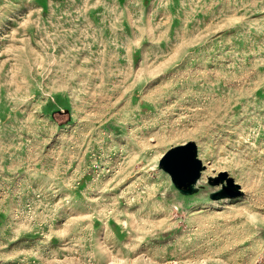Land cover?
Here are the masks:
<instances>
[{
  "label": "rangeland",
  "instance_id": "obj_1",
  "mask_svg": "<svg viewBox=\"0 0 264 264\" xmlns=\"http://www.w3.org/2000/svg\"><path fill=\"white\" fill-rule=\"evenodd\" d=\"M0 264H264V0H0Z\"/></svg>",
  "mask_w": 264,
  "mask_h": 264
},
{
  "label": "water",
  "instance_id": "obj_2",
  "mask_svg": "<svg viewBox=\"0 0 264 264\" xmlns=\"http://www.w3.org/2000/svg\"><path fill=\"white\" fill-rule=\"evenodd\" d=\"M55 112L69 114L66 107L53 110L51 115ZM157 166L168 174L172 186L183 197H192L204 190L206 196L212 199L234 198L243 193L240 185L225 171H220L217 175H206V182L200 183L205 165L198 157L197 144L193 140L167 148L159 157ZM209 186L217 188L209 190Z\"/></svg>",
  "mask_w": 264,
  "mask_h": 264
},
{
  "label": "bare ground",
  "instance_id": "obj_3",
  "mask_svg": "<svg viewBox=\"0 0 264 264\" xmlns=\"http://www.w3.org/2000/svg\"><path fill=\"white\" fill-rule=\"evenodd\" d=\"M216 188V187H215ZM225 201L227 200V199H224Z\"/></svg>",
  "mask_w": 264,
  "mask_h": 264
}]
</instances>
